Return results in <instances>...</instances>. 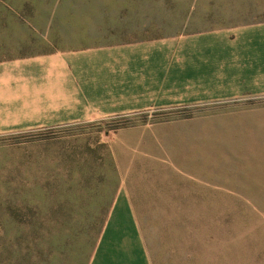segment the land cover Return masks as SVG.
Segmentation results:
<instances>
[{
	"label": "rangeland",
	"instance_id": "obj_1",
	"mask_svg": "<svg viewBox=\"0 0 264 264\" xmlns=\"http://www.w3.org/2000/svg\"><path fill=\"white\" fill-rule=\"evenodd\" d=\"M211 4L0 0V61L212 27ZM233 112L263 122L246 154ZM0 264H264V97L0 132Z\"/></svg>",
	"mask_w": 264,
	"mask_h": 264
},
{
	"label": "crops",
	"instance_id": "obj_2",
	"mask_svg": "<svg viewBox=\"0 0 264 264\" xmlns=\"http://www.w3.org/2000/svg\"><path fill=\"white\" fill-rule=\"evenodd\" d=\"M218 1L208 11L225 15L212 27L1 60L0 132L154 107L264 97V0ZM223 117L234 125L229 154H246L241 150L258 135L245 134L240 126L254 119L236 112ZM203 141L186 146L204 149L203 155L217 146L209 143L211 137Z\"/></svg>",
	"mask_w": 264,
	"mask_h": 264
}]
</instances>
